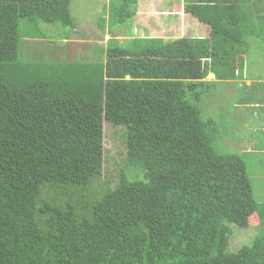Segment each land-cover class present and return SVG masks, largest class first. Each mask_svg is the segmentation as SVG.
Returning a JSON list of instances; mask_svg holds the SVG:
<instances>
[{
  "label": "trees",
  "instance_id": "1",
  "mask_svg": "<svg viewBox=\"0 0 264 264\" xmlns=\"http://www.w3.org/2000/svg\"><path fill=\"white\" fill-rule=\"evenodd\" d=\"M72 1L0 0V264H264V237L228 251L232 226H261L264 212L202 118L264 23L255 2L183 0L208 38L114 40L104 61L61 57L65 33L19 49L22 21L75 33ZM108 4L115 25L136 16L138 0ZM105 122L126 131V167L94 193Z\"/></svg>",
  "mask_w": 264,
  "mask_h": 264
},
{
  "label": "rangeland",
  "instance_id": "2",
  "mask_svg": "<svg viewBox=\"0 0 264 264\" xmlns=\"http://www.w3.org/2000/svg\"><path fill=\"white\" fill-rule=\"evenodd\" d=\"M108 1L73 0L70 4V15L75 25V33L69 28H63L59 25H45L39 21H36L33 25L22 21L19 26V49L24 47L29 50V47L25 46V38H40V36L49 32H54V40L59 39L61 33H65L74 41H81L84 36L91 37L92 35V38L98 43L91 45L87 59H84V52L83 54L82 52L76 53L78 55L77 60L101 61L103 58L102 49H104V45L102 42H104V36L109 41L108 46L113 44L114 40L118 44H122L125 39L127 40L130 37L147 36L160 38L164 41H173L182 37L207 36L206 33H202L201 25L192 17H182V20L177 21V23L170 21L181 18L183 0H138L136 16L123 25H115L113 23L112 17L114 14L109 10ZM190 31L194 33H190ZM195 31L198 33H195ZM44 46L49 49L50 44L45 42ZM209 95L210 100H214L213 93ZM207 100L208 98L206 97L203 100V105L206 104ZM203 109L202 118L204 120L214 117L211 109L208 110L205 106H203ZM103 134L105 162L102 175L88 189L89 192L94 193H100L106 188H115L118 183L120 170L126 167V131L123 128L113 127L105 122ZM140 181H143V178H140ZM254 198L256 202L263 201L261 200L260 189H254ZM255 237H264V216L262 217L261 226L258 227L251 225L250 228L240 229L232 226L228 251L236 253L241 247L250 246Z\"/></svg>",
  "mask_w": 264,
  "mask_h": 264
},
{
  "label": "crops",
  "instance_id": "3",
  "mask_svg": "<svg viewBox=\"0 0 264 264\" xmlns=\"http://www.w3.org/2000/svg\"><path fill=\"white\" fill-rule=\"evenodd\" d=\"M253 1L258 9V17L263 18L264 0ZM182 17H190L184 13L183 3L181 18L170 21L177 23ZM254 23L253 28L249 29L247 52L242 56V69L235 73L232 80L220 81L213 91L214 100H210L209 95L206 104L207 109L214 113L211 119L218 125L217 147L220 151L235 154L243 160L252 187L253 199L255 200L254 189H260L263 201L255 202L261 212H264V23L257 21ZM200 25L202 33H206L207 36L185 38H208V26ZM105 38L106 36L102 42L104 49L101 61L105 60V49L109 42ZM95 43L98 42L92 35L84 36L81 41H74L72 38L57 41L59 48L67 51L66 54H61V57L64 55L70 57L72 52L74 57H77L78 52L88 55L91 45ZM59 48L57 50H60ZM204 81H215L214 75L209 74Z\"/></svg>",
  "mask_w": 264,
  "mask_h": 264
}]
</instances>
